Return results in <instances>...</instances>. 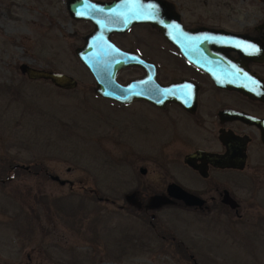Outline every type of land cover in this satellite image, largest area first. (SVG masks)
<instances>
[{
  "label": "rangeland",
  "instance_id": "obj_1",
  "mask_svg": "<svg viewBox=\"0 0 264 264\" xmlns=\"http://www.w3.org/2000/svg\"><path fill=\"white\" fill-rule=\"evenodd\" d=\"M66 1L0 0V264H264V168L240 175V218L227 207L207 210V199L201 208L174 199L151 206L171 178L125 155L107 126L149 123L152 110L95 92L75 54L91 25L70 17ZM166 1L186 22L241 29L264 21L262 0ZM115 39L162 67L172 60L143 27ZM23 63L69 74L77 87L30 80Z\"/></svg>",
  "mask_w": 264,
  "mask_h": 264
},
{
  "label": "flooded vegetation",
  "instance_id": "obj_2",
  "mask_svg": "<svg viewBox=\"0 0 264 264\" xmlns=\"http://www.w3.org/2000/svg\"><path fill=\"white\" fill-rule=\"evenodd\" d=\"M69 1H66V5ZM169 5L187 29L209 28L229 32L256 47L255 55L250 53L248 57L235 49H225L224 55L230 61L241 63V68L246 69L251 78L261 81V85L257 87L248 82V87L257 95L231 87L217 86L207 73L188 61L167 42L155 27L146 23L134 24L123 32H112L110 40L120 49L133 52L152 64L155 67L156 81L160 84L184 82L187 85V98L185 103L169 100L161 106L142 98L129 103L109 99L120 105L144 104L153 112L149 114V123L147 121L141 124H127L122 120L118 130L107 127L111 133H116L125 155L149 159V163L153 162L160 171L167 173L171 179L167 182L165 191L168 185L176 184L203 201L201 206L187 207H204L207 199V210L213 207H227L240 218L237 213L240 206L237 194L242 184L240 175L246 169H250L252 174H259L264 168V21L241 29L197 21L186 22L179 9L172 3ZM79 21L91 25L90 30L83 36L85 39L94 30V26L88 20ZM137 27H143L149 34L158 36L168 49L172 60L168 61L166 67L143 54L137 45L116 42L115 37H123L129 30ZM126 69H135L136 74L122 82L117 80L121 84L146 75L145 68L137 64L124 67L118 74ZM147 136L149 139H146ZM142 140L147 142L141 144ZM241 157L244 158L243 161ZM241 165L242 168L239 167ZM139 170L143 174L146 173L145 167ZM184 175L194 180L192 184L184 180ZM174 200L184 204L181 200ZM231 205L235 207L232 208Z\"/></svg>",
  "mask_w": 264,
  "mask_h": 264
},
{
  "label": "water",
  "instance_id": "obj_3",
  "mask_svg": "<svg viewBox=\"0 0 264 264\" xmlns=\"http://www.w3.org/2000/svg\"><path fill=\"white\" fill-rule=\"evenodd\" d=\"M264 5V0H262ZM69 15L75 20H88L94 30L88 34L82 46L76 48L79 62L91 74L95 92L119 103H129L142 98L158 106L169 100L186 101L184 82L169 85L156 81L155 67L142 60L133 52L117 47L111 40L112 32H123L134 24L146 23L155 27L161 36L172 44L188 61L201 68L217 86L231 87L251 95H257L251 88L261 81L251 78L241 63L230 61L225 49H235L248 55L256 53V47L246 40L225 31L209 28L197 30L183 26L180 17L170 9L166 0H70ZM141 65L146 75L130 80L126 84L117 81L118 72L124 67ZM22 74L30 80H45L62 90L77 87V80L64 72L39 69L23 63L19 66ZM249 82V83H248ZM244 158L241 157V161ZM240 168L243 165L239 166ZM58 180L57 176H54ZM63 183V181L61 180ZM171 199L181 200L186 206H201L203 201L176 184L167 186L166 195H155L151 206L169 203ZM133 204L138 205L132 198ZM234 202V201H233ZM235 207V205H231Z\"/></svg>",
  "mask_w": 264,
  "mask_h": 264
},
{
  "label": "trees",
  "instance_id": "obj_4",
  "mask_svg": "<svg viewBox=\"0 0 264 264\" xmlns=\"http://www.w3.org/2000/svg\"><path fill=\"white\" fill-rule=\"evenodd\" d=\"M176 246H178V247H180L182 250H183V246L180 244V242H178V241H175V242H173ZM184 251V250H183ZM185 252V251H184Z\"/></svg>",
  "mask_w": 264,
  "mask_h": 264
}]
</instances>
